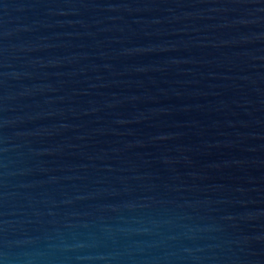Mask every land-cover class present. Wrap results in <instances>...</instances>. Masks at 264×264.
Segmentation results:
<instances>
[{"label": "water", "instance_id": "water-1", "mask_svg": "<svg viewBox=\"0 0 264 264\" xmlns=\"http://www.w3.org/2000/svg\"><path fill=\"white\" fill-rule=\"evenodd\" d=\"M0 264H264V0H0Z\"/></svg>", "mask_w": 264, "mask_h": 264}]
</instances>
